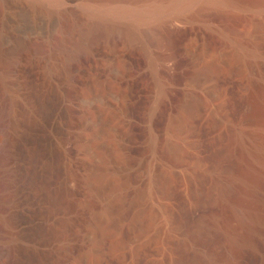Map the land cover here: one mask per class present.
Masks as SVG:
<instances>
[{
  "label": "rangeland",
  "instance_id": "1",
  "mask_svg": "<svg viewBox=\"0 0 264 264\" xmlns=\"http://www.w3.org/2000/svg\"><path fill=\"white\" fill-rule=\"evenodd\" d=\"M174 1L0 0L10 264H264V0H197L147 22L99 12ZM104 22L134 44L92 31ZM135 151L144 163L127 171Z\"/></svg>",
  "mask_w": 264,
  "mask_h": 264
},
{
  "label": "bare ground",
  "instance_id": "2",
  "mask_svg": "<svg viewBox=\"0 0 264 264\" xmlns=\"http://www.w3.org/2000/svg\"><path fill=\"white\" fill-rule=\"evenodd\" d=\"M52 3L54 4H63L65 3V0H50ZM63 1V2H62ZM74 1V0H73ZM193 1H197V0H177V1H174L171 2V4H167L166 6H158V5H154L152 6L149 5V7H146L144 8V10H131V9H122L121 8H112L113 10H105L103 9L102 11H99V12H102L101 14H105V15H113L114 17H117V18H120V19H130V18H134V19H137L138 21L140 22H147L151 19H168V13L173 11V15H174V19H178V17L181 16V13L184 11V9L189 6L188 4L192 3ZM68 2V1H67ZM72 2V1H71ZM70 2V3H71ZM147 2V1H146ZM168 2V0H167ZM69 3V2H68ZM69 3V4H70ZM150 3V1H149ZM164 5V4H163ZM68 6V4H67ZM70 6V5H69ZM99 9V8H97ZM109 9V8H108ZM111 9V8H110ZM138 9V8H136ZM142 9V8H141ZM101 10V9H100ZM93 11H94V14H95V9L93 8ZM98 11V10H97ZM90 13L92 11H89ZM93 14V15H94ZM100 14V13H98ZM97 15V14H96ZM100 17H102V15H98ZM104 16V15H103ZM108 17V16H107ZM104 18V17H103ZM102 18V19H103ZM111 18V17H110ZM113 19V18H112ZM116 19V18H115ZM101 20V19H100ZM109 20V19H108ZM119 20V19H118ZM106 21V20H105ZM113 21V20H112ZM121 21V20H120ZM107 22V21H106ZM106 22H104V25L101 26L99 25L100 23H97L95 24L96 26L92 28V31H103L107 36H110L112 34H123L124 37L126 38V45H130L134 42V40L136 39V36L134 35V33L132 32V30H130V28L126 25H114V24H105ZM116 22V21H115ZM120 23V22H119ZM118 23V24H119ZM117 24V23H115ZM124 24V23H123ZM134 30V29H133ZM135 32V31H134ZM136 34V33H135ZM122 35V36H123ZM90 36V35H89ZM106 36V38H107ZM110 38V37H109ZM107 38V39H109ZM123 41V39H122ZM86 42V41H85ZM134 44V43H133ZM146 43H144L145 45ZM150 45V43H149ZM83 46V45H82ZM131 46V45H130ZM147 45H145L144 47H146ZM88 47V46H87ZM90 47V46H89ZM148 49V47H146ZM145 48V49H146ZM31 49H34V48H31ZM40 48H37L36 51L37 52H40L39 51ZM146 49V50H147ZM82 50V49H81ZM84 50V49H83ZM33 51V50H32ZM87 51V50H86ZM34 52H35V49H34ZM36 53V52H35ZM83 53V52H82ZM224 52L222 50H219V49H208L206 46L205 48H203V53H202V58H210L211 60H214V59H221L223 58L224 56ZM78 57V56H77ZM77 57L74 59H72V61L70 62L69 66L66 68L67 69V76H66V79L64 80V82L67 80V91L69 90L70 94L71 95H76L78 92V89H79V86L81 85V82H82V78L80 77V67H79V64L81 62V56H79V58L77 59ZM70 60V59H69ZM84 60V59H83ZM118 60V59H117ZM117 62V61H116ZM122 63V61H120ZM119 62V63H120ZM151 62L153 64V69L155 68V63H156V60H151ZM118 63V62H117ZM120 63V65H121ZM159 63V62H158ZM82 66V62L80 64ZM169 67V66H168ZM157 68V67H156ZM155 68V69H156ZM122 71V70H121ZM153 71V70H152ZM157 71V70H156ZM207 69L203 70V71H200L202 72L203 75H206L208 74L207 73ZM80 72V73H79ZM123 76H127L128 75V72L127 71H122L121 72ZM127 78V77H126ZM156 78V77H155ZM88 83V82H87ZM90 83V82H89ZM129 83V82H128ZM131 86V85H130ZM129 87V86H128ZM132 87V86H131ZM133 88V87H132ZM78 91V92H77ZM169 91V90H168ZM171 91V90H170ZM108 96L104 95L102 100L103 102H107L108 99H107ZM125 97L127 98H130L131 97V94L130 93H126L125 94ZM124 97V99H125ZM110 99V98H109ZM111 100V99H110ZM44 106V105H43ZM155 111V110H154ZM157 111V110H156ZM155 111V112H156ZM154 113V112H153ZM155 115L152 117V120H151V127L154 126V124H156V119L157 117L161 116L160 113H154ZM160 119V118H158ZM174 120V119H173ZM172 120V121H173ZM158 122V121H157ZM48 123V122H47ZM152 138H154L153 136H151ZM151 138V139H152ZM155 140V138H154ZM7 141H8V129H7V114L6 112L4 111L3 108H0V150L4 149V147L6 146L7 144ZM154 142V141H153ZM5 151H6V148H5ZM170 153H174V149L170 147L169 149ZM143 155L141 154L140 151H135L133 153V156L132 158L128 161V163L126 164L127 166L125 167L127 169V171L131 170V169H134V168H139L143 165L144 163V157H142ZM140 169V168H139ZM10 256H11V250L10 248H8L7 246H2L0 245V264H10Z\"/></svg>",
  "mask_w": 264,
  "mask_h": 264
}]
</instances>
